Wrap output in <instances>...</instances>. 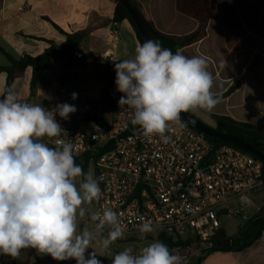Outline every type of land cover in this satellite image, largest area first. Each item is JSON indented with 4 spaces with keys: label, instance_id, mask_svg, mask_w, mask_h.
Segmentation results:
<instances>
[{
    "label": "clouds",
    "instance_id": "1",
    "mask_svg": "<svg viewBox=\"0 0 264 264\" xmlns=\"http://www.w3.org/2000/svg\"><path fill=\"white\" fill-rule=\"evenodd\" d=\"M207 67L202 57L173 53L158 41L146 40L136 45L132 58L114 65L116 88L123 94L118 105L131 111V123L146 137L158 135L167 142L170 125L185 127L181 113L210 112L219 102ZM75 111L68 103L57 104L53 111L21 102L11 89L0 98V255L15 259L22 249L31 248L55 261L103 264L95 250L89 251L92 244L98 242L107 250L124 236L125 226L111 209L92 215L93 229L78 231V218L86 212L83 205L100 198L103 176L87 175L78 188L76 179L84 173L74 146L58 141L53 148L41 141L62 134L57 115L67 120ZM106 227L108 234L102 236ZM138 231L146 235L154 227L143 221ZM181 261L166 244L155 241L138 251L125 247L111 264Z\"/></svg>",
    "mask_w": 264,
    "mask_h": 264
},
{
    "label": "crops",
    "instance_id": "2",
    "mask_svg": "<svg viewBox=\"0 0 264 264\" xmlns=\"http://www.w3.org/2000/svg\"><path fill=\"white\" fill-rule=\"evenodd\" d=\"M210 1L215 12L209 20L207 36L178 51L188 57L199 56L206 60L207 70L213 78L211 90L219 102L210 112L198 109L191 113L212 128L217 127V117H229L264 130V0ZM132 2L148 21L165 34L182 36L197 28L196 20L177 10L176 0ZM115 7V0H0V48L17 60L26 54L36 57L47 49L46 40L61 44L65 41V34L84 32V40L76 54L90 51L104 61L106 52H109L115 61L100 65L115 71V63L132 58L136 45L140 44L131 22L124 19L118 25L119 41L108 45L107 34L114 22ZM61 58L65 59L61 65L68 63L66 55ZM56 59L51 65L41 68L40 81L33 96L30 68L15 79L12 90L21 102L45 96L46 92L41 86L44 83L47 85L46 74ZM81 63L85 62L79 61ZM6 65L8 61L0 51V66ZM6 84L7 73L1 72L0 98ZM77 164L84 173V176L76 179L78 188L85 176L97 178L95 164L88 158ZM92 204L83 205L86 212L83 218H78V231L89 228L86 222L92 223L89 216ZM262 237L240 251L202 254L195 262L201 258L200 264H264ZM48 257L53 264L61 262ZM40 258L42 261L45 259ZM15 260L5 264H13Z\"/></svg>",
    "mask_w": 264,
    "mask_h": 264
},
{
    "label": "built area",
    "instance_id": "3",
    "mask_svg": "<svg viewBox=\"0 0 264 264\" xmlns=\"http://www.w3.org/2000/svg\"><path fill=\"white\" fill-rule=\"evenodd\" d=\"M119 38L113 22L107 34L108 45ZM105 55L104 61L90 51L79 52L76 57L85 63L115 61L111 53ZM122 95L114 79V116L106 128L62 126L60 136L44 141L53 148L58 141L71 143L76 163L88 158L95 164L97 177L103 176L100 198L93 201L97 215L105 209L115 211L125 226L122 238L140 235L138 227L147 221L154 227L153 234L207 240L223 227L221 217L231 215L234 205L252 209L253 215L264 218L261 160L236 147L213 144L182 116L185 127L170 125L165 133L167 142L158 135L146 137L131 123V111L120 109ZM105 230L109 231L107 227ZM7 261L0 255V263Z\"/></svg>",
    "mask_w": 264,
    "mask_h": 264
},
{
    "label": "trees",
    "instance_id": "4",
    "mask_svg": "<svg viewBox=\"0 0 264 264\" xmlns=\"http://www.w3.org/2000/svg\"><path fill=\"white\" fill-rule=\"evenodd\" d=\"M115 1L116 7L113 17L114 22L118 26L124 19H128L135 29L139 43L143 44L144 41L142 39V36L139 34L129 13L118 0ZM129 1L134 10L139 15L151 40L160 42L162 47L170 49L173 53L178 51L179 48L192 45L205 38L207 36V27L209 24V20L215 12V8L210 0H176L177 10L180 13L196 20L197 28L195 31L186 35L172 36L159 31L152 22L148 21L145 18L143 12L133 4L132 0ZM84 37V32H78L75 34H65V41L61 44H56L51 40H46L48 47L42 54L36 57L26 54L18 60L15 59L7 51L0 48V51L8 61V65L0 66V73H7V84L4 94L8 89L12 90V85L15 79L21 76L29 68L32 71L30 88L31 96H33L40 81L41 68L51 65L55 58H61L66 55L67 62L69 64H78L79 60L76 57V51L84 40ZM1 98H3V96ZM90 120L99 127L106 128L108 126V122L102 116H93L90 117ZM215 129L221 133L239 138L264 153V130L259 129L252 124L237 122L229 117H217V127ZM206 137L213 144L233 146L226 142L216 140L208 136ZM240 150L245 152L242 149ZM263 232L264 218L261 214H256L253 215L252 219H250L245 224V226L242 227L239 232L233 237L228 236L225 229L222 227L215 236L210 237L207 240H203L200 236H196L197 240L195 242H206L209 245L208 248L204 251V254H209L216 251L236 252L249 247L256 239H258L262 235ZM157 234L161 237L162 242L166 244L170 250L175 247H187L194 242L191 239H189L188 241H184L181 237H173L167 235L164 232H159ZM25 251L28 258H38L35 249L26 248L22 249L19 256L15 259H18L20 255ZM6 257L8 258V261L15 260L11 257ZM200 259L201 258L198 259L196 264H200Z\"/></svg>",
    "mask_w": 264,
    "mask_h": 264
},
{
    "label": "rangeland",
    "instance_id": "5",
    "mask_svg": "<svg viewBox=\"0 0 264 264\" xmlns=\"http://www.w3.org/2000/svg\"><path fill=\"white\" fill-rule=\"evenodd\" d=\"M64 58H58L55 63L49 69L48 82L41 86L45 90V98L42 96H36L27 102L30 104H39L48 110L55 109L57 104L68 103L76 107V111L69 115L67 120L56 116L57 122L63 127H81L86 129H94L95 123L90 120L93 116H102L109 123L113 119V100L111 96V89L114 79L116 77L115 71H110L103 65L94 64H65L61 65ZM79 65V66H77ZM29 90V87L27 88ZM72 93L77 94L76 99H72ZM47 137L41 138V141ZM233 212L229 216H222L221 222L226 234L230 237L236 235L239 230L245 226V224L252 219L254 211L252 209L243 210L237 205L231 207ZM238 211L239 213H236ZM97 215V209L92 204V208L89 209V216ZM90 224L91 227H90ZM89 226L88 229L95 227V222H86ZM108 231L104 230L102 236H107ZM264 236V234L262 233ZM189 239L194 242L187 247H175L171 249L174 254H178L182 257L181 264H196V258L204 254V251L208 248L206 242H195L197 239L195 236L189 238H183L184 241ZM260 240L264 241V237ZM161 241L162 239L158 234L149 233L146 235H137L131 238H120L116 240L109 249L103 250L98 242H94L89 251L95 250L98 254V258L103 264H111L112 258L115 254L122 251L125 247H132L138 251L140 248L147 246L148 244ZM38 258H28L26 251L23 252L18 260H15L13 264H53L47 258V255H43L37 252ZM9 257V256H8ZM40 257L45 258L44 261ZM0 264H5L1 262ZM58 264H76L74 260L61 261Z\"/></svg>",
    "mask_w": 264,
    "mask_h": 264
},
{
    "label": "water",
    "instance_id": "6",
    "mask_svg": "<svg viewBox=\"0 0 264 264\" xmlns=\"http://www.w3.org/2000/svg\"><path fill=\"white\" fill-rule=\"evenodd\" d=\"M122 6L127 10L129 13L134 25L136 26L139 34L142 36L143 41L151 40L150 36L148 35L139 15L134 10L133 6L131 5L129 0H118ZM181 116L185 119V121L195 130L203 133L204 135L226 142L231 144L239 149L244 150L245 152L249 153L250 155L256 157L257 159L261 160L264 163V153L256 149L255 147L251 146L247 142L236 138L234 136L221 133L217 131L215 128H212L206 124H204L201 120L193 116L191 113H181ZM11 263V262H9Z\"/></svg>",
    "mask_w": 264,
    "mask_h": 264
}]
</instances>
